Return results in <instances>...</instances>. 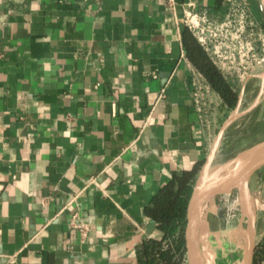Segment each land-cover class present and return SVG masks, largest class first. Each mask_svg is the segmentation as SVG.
Masks as SVG:
<instances>
[{"label": "crops", "instance_id": "crops-1", "mask_svg": "<svg viewBox=\"0 0 264 264\" xmlns=\"http://www.w3.org/2000/svg\"><path fill=\"white\" fill-rule=\"evenodd\" d=\"M187 2L215 23L238 5L264 29V0H0V264H145L143 241L162 235L145 205L219 157L233 110L212 90L207 115L195 107Z\"/></svg>", "mask_w": 264, "mask_h": 264}, {"label": "rangeland", "instance_id": "rangeland-1", "mask_svg": "<svg viewBox=\"0 0 264 264\" xmlns=\"http://www.w3.org/2000/svg\"><path fill=\"white\" fill-rule=\"evenodd\" d=\"M250 33L254 38V52L257 61L248 65V68H241L238 71L228 72L221 69L224 74L235 80L238 92L243 88L240 100L242 103H239L236 117L226 126L224 135L220 138L222 152L210 163V176L241 152L264 142V79H262L264 73V50L262 49L264 29L259 24H247L243 34L246 36ZM247 74H249L248 77H246ZM253 101L254 104L249 108L248 106ZM227 113L225 112L226 119L229 117ZM221 119L219 122H224V117ZM256 180L261 185L259 190L262 196L261 202H263L264 166L252 177V182L248 183V189L249 185H252ZM260 212L261 209H258L257 213ZM200 221L197 233L203 263L238 264L242 258L245 244L244 239L240 237V230L246 227V222L243 219L237 190L215 197L212 203L206 205Z\"/></svg>", "mask_w": 264, "mask_h": 264}, {"label": "trees", "instance_id": "trees-1", "mask_svg": "<svg viewBox=\"0 0 264 264\" xmlns=\"http://www.w3.org/2000/svg\"><path fill=\"white\" fill-rule=\"evenodd\" d=\"M182 43L186 56L220 97L223 108L233 109L239 95L235 80L223 73L187 26L182 30ZM200 167L201 163L173 172L145 205L144 212L162 231L160 238L143 241L145 264H182L186 253L183 237L186 205ZM252 264H264V234L256 243Z\"/></svg>", "mask_w": 264, "mask_h": 264}, {"label": "built area", "instance_id": "built-area-1", "mask_svg": "<svg viewBox=\"0 0 264 264\" xmlns=\"http://www.w3.org/2000/svg\"><path fill=\"white\" fill-rule=\"evenodd\" d=\"M234 8H236L235 12L238 13V17L233 18L229 15L219 23L213 22L206 12L195 10L194 2H187L184 9L185 26L208 51L215 64L228 72L248 68V65L257 61L254 52V38L251 33L246 36L243 34L247 24L255 25L256 23L249 20L243 7L239 8L236 5ZM262 49L264 50V42H262ZM248 76L249 74L246 75ZM192 86L191 94L195 107L201 115L206 116L211 103L209 99L211 89L199 72L194 74ZM69 224L79 231L81 239L85 238L88 224L82 219L78 210L71 213ZM183 260L187 262L186 255Z\"/></svg>", "mask_w": 264, "mask_h": 264}, {"label": "water", "instance_id": "water-1", "mask_svg": "<svg viewBox=\"0 0 264 264\" xmlns=\"http://www.w3.org/2000/svg\"><path fill=\"white\" fill-rule=\"evenodd\" d=\"M242 92L243 88L239 92L237 104L233 108L232 113L221 125L213 142L211 152L215 150V147L217 146V143L219 142V139L221 138L226 126L230 123V121H232L234 117H236L238 105L242 97ZM259 145H262L261 151L252 160H250L238 170L216 176H207L205 179L200 181L202 172L205 169L210 168L209 166L211 163L212 153L205 160L198 173L186 205L183 237L185 242V255L187 264H204L201 256L197 233L201 216L204 213L206 205L212 203L215 197L219 195H225L232 190H237L238 192L239 204L242 212L247 217L248 228L247 246L244 248L242 258L240 261H238V264H252L253 253L257 243L256 217L255 212L252 211L249 206L247 192L249 191L248 183L250 178L257 170L264 166V142ZM152 226H154L153 222L151 224V227Z\"/></svg>", "mask_w": 264, "mask_h": 264}, {"label": "bare ground", "instance_id": "bare-ground-1", "mask_svg": "<svg viewBox=\"0 0 264 264\" xmlns=\"http://www.w3.org/2000/svg\"><path fill=\"white\" fill-rule=\"evenodd\" d=\"M262 76L264 77V74ZM261 149H262V145H258V146H255L253 148H250V149H247V150L241 152L232 161H230L227 164H224L223 166L218 168L213 174H211V176L230 173V172L238 170L239 168H241L242 166L247 164L250 160H252L261 151ZM209 173H210L209 168L205 169L202 172V175L200 177V181L205 179L207 176H210ZM247 200L249 202L250 208L252 209V211H254L255 205H254L253 195H251L249 191L247 192ZM243 219L246 222V227L242 228V230H240V233H241L240 237H241V239H244V242H245L244 248H246L247 237H248V228H247V217L244 213H243ZM200 223H201V221L199 222V224ZM238 235H239V233H238Z\"/></svg>", "mask_w": 264, "mask_h": 264}]
</instances>
